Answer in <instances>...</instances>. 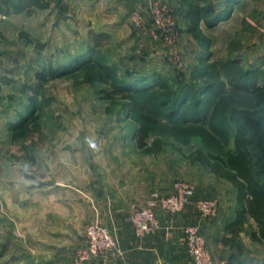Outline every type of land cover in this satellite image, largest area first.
<instances>
[{
    "label": "rangeland",
    "instance_id": "374dc122",
    "mask_svg": "<svg viewBox=\"0 0 264 264\" xmlns=\"http://www.w3.org/2000/svg\"><path fill=\"white\" fill-rule=\"evenodd\" d=\"M48 1V9L0 20V264L33 257L35 245L67 249L73 260L86 246L88 226L107 228L100 211L108 203L125 205L131 223L154 193L171 195L177 182L196 193L193 181H206V173L186 156L198 148L226 150L197 136L178 137L173 126L208 115L232 85L264 86V0H237L222 22L214 17L226 0H121L127 8L118 25L99 19V2L93 11L83 0ZM157 2L174 19L173 41L152 37ZM134 13L143 27L132 22ZM92 51L91 62L62 71ZM99 63L113 69L120 86ZM155 79L164 86L123 98L131 85ZM199 89L207 92L197 96ZM143 117L155 121L148 141L167 143L158 156L136 147L138 129L149 124ZM26 125L28 137L14 141L13 131ZM226 126L232 133L237 128L231 121ZM251 126L264 169L261 121ZM110 196L121 197L113 202ZM198 199L216 198L193 197V206Z\"/></svg>",
    "mask_w": 264,
    "mask_h": 264
},
{
    "label": "trees",
    "instance_id": "16d2710c",
    "mask_svg": "<svg viewBox=\"0 0 264 264\" xmlns=\"http://www.w3.org/2000/svg\"><path fill=\"white\" fill-rule=\"evenodd\" d=\"M236 2L237 0H226L223 11L214 17V22L227 20ZM50 6L48 0H2L0 11L4 14L23 12L31 14L34 8L45 10ZM196 15L195 12L191 14L193 29L196 28ZM20 36L26 38L28 43H34L28 34L21 33ZM93 55L94 52L92 51L87 53L85 57L74 59L62 71L74 70L84 63L91 62ZM97 66L115 85L117 84L116 87L120 86L110 66L100 63ZM141 82L138 86L133 84L127 88V94L123 98L133 100L134 94L142 91V89L164 86L160 79L142 80ZM206 92L204 89H199L195 94L201 96ZM189 98L191 96L188 92L187 99L189 100ZM143 118L149 124L142 125L138 129L135 137L136 147L146 154L158 156L167 143L159 138L151 142L148 141L153 130L150 123L153 124L155 121L149 117ZM258 119L261 121L264 132V86L235 84L230 89H224L220 92L211 104L208 115L183 125H175L173 132L178 137L183 138L197 136L210 148L226 150L224 155H219L198 148L186 158L190 163L203 166L210 173L225 179L236 187L242 205L236 224L238 225L242 221L243 216L250 215L258 228L252 238L264 243V169L259 165L258 153L251 141L253 135L251 124ZM227 121L236 124L237 128L233 133L227 128ZM30 132L31 128L26 125L18 131H13L12 139L14 141L25 139ZM239 233L240 230L235 232L232 238L227 239L226 242L231 243L241 251L242 244L238 240Z\"/></svg>",
    "mask_w": 264,
    "mask_h": 264
},
{
    "label": "crops",
    "instance_id": "0c3cea01",
    "mask_svg": "<svg viewBox=\"0 0 264 264\" xmlns=\"http://www.w3.org/2000/svg\"><path fill=\"white\" fill-rule=\"evenodd\" d=\"M82 2L93 11L97 8L95 3L99 2L102 6H98L100 7L99 19L106 18L104 22L107 25H118L125 20L121 12L127 7L124 8L121 0H83ZM129 6L128 8H131ZM23 13L4 14L0 11V20H8ZM199 166L206 173V181L194 179L197 189L194 197L218 199L219 210L216 218L203 219L192 204L173 216L157 209V215L161 221L160 229L154 234L138 237L129 222V215L126 210H123L125 205L108 203V209L100 211L102 216L100 220L118 237L119 252L106 253L87 264H193L187 252L182 231L183 227L188 225L200 227L206 239L207 249L214 259L225 260L227 264H264V243L252 238L258 229L254 219L250 215H245L242 221L238 220L239 223L236 224L242 208L238 190L230 182ZM119 197L110 196L107 199L114 202ZM119 201H122V198ZM238 230H240L238 240L242 244L241 251L226 242ZM31 250L33 257L28 259L18 257L20 264H72V257L67 249L35 245Z\"/></svg>",
    "mask_w": 264,
    "mask_h": 264
},
{
    "label": "built area",
    "instance_id": "2783aa9c",
    "mask_svg": "<svg viewBox=\"0 0 264 264\" xmlns=\"http://www.w3.org/2000/svg\"><path fill=\"white\" fill-rule=\"evenodd\" d=\"M153 15L152 37H162L166 41L175 39V22L173 17L161 8L159 2L151 8ZM132 22L137 27H143L142 15L134 13ZM195 196V187L187 182H177L173 194L164 196L154 193L149 199L146 208L136 210L130 221L137 236H146L156 233L160 229L161 221L157 215V209L176 215L184 211ZM194 206L203 219H214L218 215L219 201L216 199H198ZM86 246L79 250L72 264H87L92 258L100 257L107 252H119V244L107 228L95 223L88 226L86 231ZM184 243L193 264H227L224 260L214 259L207 249L206 239L198 225H190L184 228Z\"/></svg>",
    "mask_w": 264,
    "mask_h": 264
}]
</instances>
